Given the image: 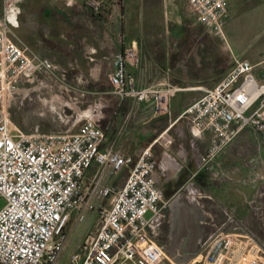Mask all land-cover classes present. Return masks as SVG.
<instances>
[{"label":"built area","instance_id":"obj_1","mask_svg":"<svg viewBox=\"0 0 264 264\" xmlns=\"http://www.w3.org/2000/svg\"><path fill=\"white\" fill-rule=\"evenodd\" d=\"M3 0L0 15V98L30 90L42 73L56 67L30 51L18 37L21 4ZM197 20L218 34L230 20V0H187ZM105 0H85L95 14ZM140 64L137 44L127 46L113 60L108 74L111 94L133 98L151 106L155 114L170 113L177 89L159 84L138 88L130 68ZM255 66L235 58L232 67L211 88L187 106L185 120L197 140L211 134L204 153L196 152L193 174L207 170L220 152L243 130L264 132V83ZM80 98L84 94L79 95ZM75 107L79 104L75 99ZM102 116L84 115L78 129L66 133L24 134L15 131L7 115L0 117V264H167L170 259L156 238L168 217L166 198L155 176L159 164L153 146L159 140L172 144L163 132L137 153L111 147L103 149L106 130ZM95 166L94 174L86 173ZM127 171L124 184L105 183ZM206 197V196H204ZM228 219L202 242L198 255L187 264H264V245L249 231L238 244V232H226ZM80 239L69 245V236ZM199 257H201L199 259ZM171 263V262H170ZM172 264V263H171Z\"/></svg>","mask_w":264,"mask_h":264},{"label":"crops","instance_id":"obj_2","mask_svg":"<svg viewBox=\"0 0 264 264\" xmlns=\"http://www.w3.org/2000/svg\"><path fill=\"white\" fill-rule=\"evenodd\" d=\"M39 1L27 0L21 4L20 26L16 33L30 51L41 59L50 60L56 67L58 75H60L59 71L65 73L66 68H70L73 81L100 84L101 81L107 80L117 54L134 43L139 47L140 64L137 68H130L129 71L135 77L136 86L146 88L165 84L177 88V92L170 101L169 114L145 115L143 111L147 105L133 98L120 100L113 96L111 91L106 94L93 85L88 91L89 96L84 94L83 103H90L82 111V117L84 115L103 117L102 124L106 130L103 149L115 147L135 154L166 132L165 135L173 139L172 144H165L164 141L159 140L153 146V154L159 164L155 172L158 186L166 198L171 199L170 209L173 204L178 205L177 201L182 202L181 196L185 193L188 201L196 203L197 209L204 212L205 205L202 199L208 194L202 185L197 183V180L203 176L201 174L203 171L196 176L193 174L198 166L196 152L204 153L208 149L211 134H207L202 140H197L194 149L188 123L177 118L187 106L202 95V90L213 87L225 75L232 67L234 60L230 65L227 61L222 64L216 63V60L212 58L208 60L204 56L200 46L195 45L187 49L183 45L172 44V41L167 38L168 31L158 32V28L168 25V21H171L173 26L176 25V29L180 28L182 8L185 7L187 0L177 2L175 0L176 3L173 1L172 4L168 0H163V3H157L156 10L137 18L138 24L133 23L128 14L119 12L115 0H106L104 5L108 4V6L107 8L104 6L100 14L90 11L84 5L85 0H73V2L46 0L40 16L38 12L40 6L37 5ZM27 11L30 14L29 17H26ZM228 21L223 29L228 27ZM226 46L230 47L227 43ZM222 50L226 55L223 44ZM232 56L234 59L233 52ZM253 65L256 69L260 62ZM256 77L259 81L261 80L258 75ZM261 81L264 83V79ZM109 86L111 88L110 83ZM25 92L20 91L24 94ZM90 98L94 101L91 102ZM115 102H117L116 108H114ZM136 102L139 108L135 111L132 105ZM110 109H114V116L108 121ZM120 114H124L121 121ZM131 119H137L135 124L130 123ZM234 142L220 152L208 169L216 167L224 173L223 157L232 150ZM94 171L95 166L86 175L90 177ZM121 174H127V172L124 171ZM126 176L108 177L105 183L120 188ZM241 176L244 178L245 174L228 178L235 179ZM232 187L233 185L228 186L231 192L226 196L215 192L214 194L217 196V206L224 212H231L235 224L241 230L239 233L243 232L237 234L239 244L244 232L249 230L246 228V223L251 225L247 221L249 218L247 212L251 209L250 204H247L250 193L244 190L239 191L237 188L232 189ZM233 212L238 216L234 217ZM229 230L228 228L226 231ZM176 232L174 229L166 232L162 223L156 240L164 247L169 259L171 256L187 264L198 255V250L196 251L194 247L192 230L187 233L185 229L183 233L177 232V235ZM210 235L206 236L205 231H201L197 240L204 242Z\"/></svg>","mask_w":264,"mask_h":264},{"label":"rangeland","instance_id":"obj_3","mask_svg":"<svg viewBox=\"0 0 264 264\" xmlns=\"http://www.w3.org/2000/svg\"><path fill=\"white\" fill-rule=\"evenodd\" d=\"M44 1L46 0H40L37 4L40 6L38 8L39 16L41 11L44 10ZM69 1L73 2V0H65V2ZM168 1L172 4L173 1L176 3L178 0L176 2L175 0ZM115 3L119 12L128 14L131 16L132 22L138 24V19L143 14L147 15L150 11L156 10L157 3H163V0H115ZM230 5L231 18L228 21V27L223 29L222 34H218L211 28L200 24L188 1L185 7L182 8L183 10L181 9L183 11L181 16H183L180 20V28L176 29V25L173 26V23L171 24V21H168V25L163 28L159 27L158 32L168 31L167 38L172 41V44L183 45L187 49L195 45L200 46L208 60L212 58L219 64L227 61L230 65L235 58L248 59L253 64L260 62V65L255 69V73L262 80L264 79V0H230ZM104 6L107 8L108 4ZM2 11L3 0H0V15ZM29 16L30 14L27 11L26 17ZM226 43L230 45L229 48ZM222 44L227 52L226 55H224V49L222 50ZM232 52L235 55L234 59ZM225 56H227L226 59ZM58 73L60 75L57 74V70L49 75L42 73L39 81L29 84L30 90H21V92L26 91L25 94L2 96L0 98V117L7 115L15 131L19 130L26 135L34 133H74L79 127L82 111L90 103L85 102L84 104V98H80L79 95L86 94L89 96L88 91L93 85H95V88L101 89L102 92H106V94L112 89L109 86L108 78L104 82L101 81L100 84H92L73 81L70 68H66L65 73L63 71ZM75 99L79 101L77 108L72 105L76 102ZM90 99L91 102L94 101L93 98ZM115 103L114 108L117 105V102ZM141 105L143 106V104ZM132 107L133 110H138V102L133 104ZM110 110L108 111V121L114 116V109ZM152 110L151 106H147V108L144 107L143 113L145 115L155 114ZM123 115L120 114V121ZM136 120L131 119L130 123L135 124ZM234 141H232L234 142L232 150L223 157V160H225V164L222 166L224 173L213 167L204 170L201 173L203 176L200 177V180H197V183L202 185V188L208 194L202 199L205 211L197 209L196 203L189 202L184 193L181 196L182 202L177 201L178 205H176L178 207L172 205L168 217L163 223L166 232L174 229V231L183 233L186 229L188 233L192 230L194 247L198 252L203 241L197 240L201 231H205L206 236L213 234L228 219L226 212L217 206V196L214 192L226 196L231 192V188H228L229 185H233L232 189L237 188L239 191L244 190L250 193L247 204H250L251 209L247 212V215H249L247 221L251 225L246 223V228L255 234L264 245V132L256 133L252 130H243ZM237 174H245V176L244 178L241 176L240 178L230 179ZM126 175L120 174V177ZM216 187H219V189H216ZM3 204L4 202L1 201L0 206H3ZM235 216L238 215L235 214ZM228 228L230 230L226 232L239 233L241 231L235 222L231 223ZM69 237V245L74 244L76 246L79 244L80 239L78 237L74 238L73 235ZM66 262L67 255L65 254L61 264H66ZM170 262L172 264H184L182 260L173 259L171 256ZM170 262L168 261L167 264H171Z\"/></svg>","mask_w":264,"mask_h":264},{"label":"bare ground","instance_id":"obj_4","mask_svg":"<svg viewBox=\"0 0 264 264\" xmlns=\"http://www.w3.org/2000/svg\"><path fill=\"white\" fill-rule=\"evenodd\" d=\"M20 91H21V90H19V89L17 90L18 93H20ZM53 99H54V98H53ZM45 105H46V104H45Z\"/></svg>","mask_w":264,"mask_h":264},{"label":"trees","instance_id":"obj_5","mask_svg":"<svg viewBox=\"0 0 264 264\" xmlns=\"http://www.w3.org/2000/svg\"><path fill=\"white\" fill-rule=\"evenodd\" d=\"M90 10V9H89ZM90 11H92V10H90ZM93 12V11H92ZM94 13V12H93Z\"/></svg>","mask_w":264,"mask_h":264}]
</instances>
